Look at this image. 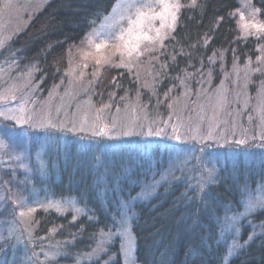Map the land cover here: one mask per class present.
Segmentation results:
<instances>
[{
    "label": "trees",
    "instance_id": "16d2710c",
    "mask_svg": "<svg viewBox=\"0 0 264 264\" xmlns=\"http://www.w3.org/2000/svg\"><path fill=\"white\" fill-rule=\"evenodd\" d=\"M118 1L45 0L32 16L24 11L0 48V86L29 99L36 113L61 84L71 47ZM240 2L183 0L158 58L148 57L139 76L108 67L90 81L84 98L91 109L109 107L113 137L85 135L61 114L49 129L27 126L29 136L15 142L25 160L0 158V264H123L113 237L123 209L133 218L138 264H264V207L243 215L247 198L264 188V147L201 148L155 134L180 106L201 116L206 96L222 88L232 90L230 116L242 119L231 127L254 116V96L243 103L233 83L234 68L254 63L260 46L240 30ZM251 2L264 24V0ZM246 81L259 82L253 74ZM13 125L5 121L0 134L10 136ZM147 188L145 201L132 204ZM16 200L36 211L19 217ZM66 202L75 208L57 210Z\"/></svg>",
    "mask_w": 264,
    "mask_h": 264
},
{
    "label": "rangeland",
    "instance_id": "374dc122",
    "mask_svg": "<svg viewBox=\"0 0 264 264\" xmlns=\"http://www.w3.org/2000/svg\"><path fill=\"white\" fill-rule=\"evenodd\" d=\"M43 2L45 0H0V48L9 40L10 32L21 27L23 22L21 20L26 12H30L31 15H29L32 16L36 8H39ZM145 2L155 3L156 0H145ZM179 2L182 5L183 0H179ZM190 2L192 3V0ZM120 4L121 0L114 7L115 11L112 10L108 16L97 23L80 44L71 47L69 50L68 68L62 76L61 84L53 89L51 95L43 101L42 108L40 106L36 113L32 112L34 108L29 99L28 103L27 100L20 99L18 94L14 92L11 94L7 93V84L4 85L3 83L0 86V113H4L7 116H16L17 118L27 119L29 116L32 118L22 126L16 125V129L13 128L12 132H10V136L0 134V158L2 163L4 161L22 163L25 160L26 152H19L15 142L29 136L27 133L29 130L27 129L28 125L32 126V130L51 128L54 124L53 114H61L64 118L74 119V122L69 123L68 126L77 130L83 129L81 131L85 135L109 138L114 136L112 130H114L115 125L108 116L109 107L91 109L89 98H84L88 90L86 86L89 85L90 81L100 77L102 70L108 67L127 69L139 76L140 72L145 70L142 64L147 65L148 57L155 56L153 57L154 60L158 58L154 52L161 45L160 40L154 43L144 41L141 44V49L143 50L147 47L150 50H145L143 55L139 56L133 53L130 57L123 46V42L117 39L120 34V27H127L126 20L117 24L119 16L124 11L119 6ZM24 11L25 14H23ZM178 14L179 12L177 13V18ZM241 15L244 16L243 20H241ZM236 16L243 35L254 36L260 40L259 54L256 61L239 66L240 68L235 67L233 73L235 93L238 94L240 100L242 99L243 103H245L246 99L254 96V116L245 118L246 120L243 121L245 123L241 124V126L234 125L231 127L230 123L234 124L237 121L241 123L242 119L230 116V112L227 109L230 104L229 96L232 90L222 88L213 97L206 96L207 99L204 104L207 110L201 116L199 112L197 113V110L184 113L181 106L175 111L173 110L172 116L169 115L168 118L164 119L158 126V130L155 131V134L159 133L157 137L167 138L173 142H182L183 144H191L192 142L201 148L204 146L236 147L238 149L264 147V33H257V30L251 27L253 22L262 23L259 20V13L253 7L251 0H241ZM245 23L249 24L248 29L243 27ZM159 25L160 21L157 20L155 27L158 28ZM172 31L166 26L161 29V36L167 38ZM149 35L155 36V32L153 31ZM166 38L162 39V43ZM97 44L102 46L97 49ZM259 72L261 73L258 74ZM251 74L257 76L259 81L254 85L246 81ZM76 92L79 96H83L84 99L73 97ZM30 96L28 95V98ZM240 100H237L238 103H242ZM46 113H49V115L45 116ZM134 118H137V116L133 113L128 115V119ZM5 121L16 124L14 120H6L0 116V125H3ZM251 123L255 125L253 126ZM253 127L255 131H253ZM18 129L23 130L19 131ZM101 129L103 134H94L99 133ZM4 131H9V128L5 127ZM174 136H179L180 139H175L173 138ZM237 141H242V143H237ZM202 175L206 177L204 172H202ZM150 191L151 188L145 189L131 203L145 201L144 199L149 196ZM262 204H264V188L259 189L254 197L249 196L247 198L243 215L260 209ZM68 205L75 208L74 205L67 202L56 204L58 208ZM122 216L127 217V233H122L120 220L113 237L120 238L122 263L138 264L135 258V238L132 233L133 218L128 209H123ZM117 233H122V235H117ZM106 238L109 237L107 236ZM233 244L236 245L238 242L234 239Z\"/></svg>",
    "mask_w": 264,
    "mask_h": 264
},
{
    "label": "snow or ice",
    "instance_id": "6c2138e0",
    "mask_svg": "<svg viewBox=\"0 0 264 264\" xmlns=\"http://www.w3.org/2000/svg\"><path fill=\"white\" fill-rule=\"evenodd\" d=\"M119 6L124 9V11L119 16L117 24L126 20L127 27H120V34L117 39L123 42V46L127 50V54L131 57L133 53H136V55L139 56L143 55L145 50H150L147 47L143 50L141 49V44L144 41L154 43L155 41L160 40L162 46V39L166 37L161 36V29L167 26L170 30H174L177 13L183 5L180 4L179 0H156L155 3L145 2V0H121V4ZM192 6H195V0H192ZM157 8L159 9L158 11ZM113 11H115V8ZM243 19L244 16L241 15V20ZM157 20L160 21L158 28L155 27V22ZM243 27L248 29L249 24L245 23ZM251 27L255 28L257 33H264V24L253 22ZM153 31L155 32V36L149 35V33ZM101 46L102 45L97 44L96 48L99 49ZM0 116L6 120H14L16 124L13 126H22L32 119L31 116L24 119L22 117L17 118L16 116H7L4 113H0ZM94 134H103V130L101 129L99 133ZM152 134L153 133L149 131L148 135ZM157 135H159V133H157ZM173 138L180 139L179 136H174ZM237 143H242V141H237ZM13 203L19 208L18 215L21 218L28 217L36 211V207L31 205L28 201L16 200L13 201ZM49 206L52 205L50 204ZM261 206L264 207V204ZM45 210H47V208H45ZM57 210H59V208H57ZM15 211L16 208H14V212ZM120 228L122 229L123 234L127 233L126 216H122ZM122 233H117V235H122ZM235 247L240 248L242 245L236 244ZM227 251L229 255H233L231 248Z\"/></svg>",
    "mask_w": 264,
    "mask_h": 264
}]
</instances>
